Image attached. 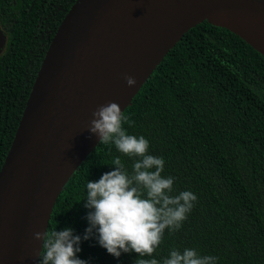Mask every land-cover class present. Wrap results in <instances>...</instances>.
Segmentation results:
<instances>
[{
    "label": "trees",
    "instance_id": "obj_1",
    "mask_svg": "<svg viewBox=\"0 0 264 264\" xmlns=\"http://www.w3.org/2000/svg\"><path fill=\"white\" fill-rule=\"evenodd\" d=\"M73 4L41 46L29 17L16 14L10 47L0 56V171L13 142L49 44ZM25 29L26 31H24ZM130 135L144 136L148 154L164 159L173 195L196 197L179 230H165L152 257L196 249L216 264H264V55L231 31L208 22L191 29L168 53L123 113ZM114 145L99 144L59 196L48 232L71 228L84 235L86 184L115 170ZM88 264H135L138 255H109L96 239L82 240Z\"/></svg>",
    "mask_w": 264,
    "mask_h": 264
},
{
    "label": "water",
    "instance_id": "obj_2",
    "mask_svg": "<svg viewBox=\"0 0 264 264\" xmlns=\"http://www.w3.org/2000/svg\"><path fill=\"white\" fill-rule=\"evenodd\" d=\"M208 22L264 55V0H76L42 61L0 171V264H38L56 202L100 144L108 102L122 113L186 33ZM0 31V54L6 45ZM136 80L129 87L124 79Z\"/></svg>",
    "mask_w": 264,
    "mask_h": 264
},
{
    "label": "clouds",
    "instance_id": "obj_3",
    "mask_svg": "<svg viewBox=\"0 0 264 264\" xmlns=\"http://www.w3.org/2000/svg\"><path fill=\"white\" fill-rule=\"evenodd\" d=\"M129 87L136 85L131 76L124 77ZM130 123L119 104L108 102L92 113L88 131L100 144L114 145L122 155L134 162L129 172L119 157L112 161L113 171L98 181L86 184V220L84 235L71 228L36 232L42 241L38 264H88L78 258L82 240L96 239L107 253L117 259L122 253H136L135 264H161L152 257L162 242L165 230L175 232L193 208L197 197L191 191L173 195V177H163L164 159L148 154L149 142L144 136L127 133L123 125ZM216 257L201 256L196 249H172L162 264H216Z\"/></svg>",
    "mask_w": 264,
    "mask_h": 264
},
{
    "label": "flooded vegetation",
    "instance_id": "obj_4",
    "mask_svg": "<svg viewBox=\"0 0 264 264\" xmlns=\"http://www.w3.org/2000/svg\"><path fill=\"white\" fill-rule=\"evenodd\" d=\"M75 2L76 0H0V31H3L7 38L5 48L0 56L10 47V31H15L14 24L17 23V20L14 16L16 14L24 12L22 14L30 15L33 12L28 21L34 28L32 27L29 31H37L36 34L40 36L37 38L43 41L41 43L43 47L45 41L50 38L51 31H54L55 21L65 13L68 4L74 5ZM14 12L16 14H13Z\"/></svg>",
    "mask_w": 264,
    "mask_h": 264
}]
</instances>
